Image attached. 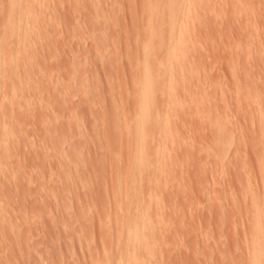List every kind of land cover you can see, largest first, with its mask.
<instances>
[{
  "label": "rangeland",
  "instance_id": "374dc122",
  "mask_svg": "<svg viewBox=\"0 0 264 264\" xmlns=\"http://www.w3.org/2000/svg\"><path fill=\"white\" fill-rule=\"evenodd\" d=\"M256 263L264 0H0V264Z\"/></svg>",
  "mask_w": 264,
  "mask_h": 264
},
{
  "label": "bare ground",
  "instance_id": "6f19581e",
  "mask_svg": "<svg viewBox=\"0 0 264 264\" xmlns=\"http://www.w3.org/2000/svg\"><path fill=\"white\" fill-rule=\"evenodd\" d=\"M258 260H259V258H258ZM257 263H258V262H257ZM257 263H256V264H257Z\"/></svg>",
  "mask_w": 264,
  "mask_h": 264
}]
</instances>
